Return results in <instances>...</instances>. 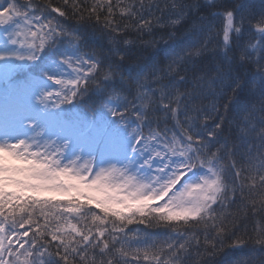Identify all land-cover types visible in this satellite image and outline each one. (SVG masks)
Masks as SVG:
<instances>
[{
	"label": "snow or ice",
	"instance_id": "1",
	"mask_svg": "<svg viewBox=\"0 0 264 264\" xmlns=\"http://www.w3.org/2000/svg\"><path fill=\"white\" fill-rule=\"evenodd\" d=\"M0 264H264V0H0Z\"/></svg>",
	"mask_w": 264,
	"mask_h": 264
},
{
	"label": "trees",
	"instance_id": "2",
	"mask_svg": "<svg viewBox=\"0 0 264 264\" xmlns=\"http://www.w3.org/2000/svg\"><path fill=\"white\" fill-rule=\"evenodd\" d=\"M253 2L258 4L259 3V0H253Z\"/></svg>",
	"mask_w": 264,
	"mask_h": 264
}]
</instances>
